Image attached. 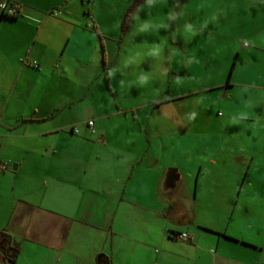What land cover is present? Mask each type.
<instances>
[{"label": "crops", "instance_id": "crops-1", "mask_svg": "<svg viewBox=\"0 0 264 264\" xmlns=\"http://www.w3.org/2000/svg\"><path fill=\"white\" fill-rule=\"evenodd\" d=\"M133 1L150 7L0 0V264H258L241 225H216L210 207L198 221L197 210L199 193H228L235 131L258 140L261 155L238 149L264 164V0H222L208 31L167 34L162 58L139 65L121 58L137 43L125 40L133 16L122 22ZM141 68L148 84L119 83Z\"/></svg>", "mask_w": 264, "mask_h": 264}, {"label": "rangeland", "instance_id": "rangeland-1", "mask_svg": "<svg viewBox=\"0 0 264 264\" xmlns=\"http://www.w3.org/2000/svg\"><path fill=\"white\" fill-rule=\"evenodd\" d=\"M208 2L214 5V8H200L198 12H193L191 14V16L194 15L199 17L200 19H204L206 14H212L213 12H215L211 15V18L203 27L204 31H208L207 29H209L210 21H212V19H216L219 16L223 15V12L221 11V2H223L222 0H208ZM235 3H237V0H235ZM140 4V2L136 4L133 1L132 4L124 7L122 22L125 20L127 14L132 17V14L136 11L137 6ZM172 9L174 10V8ZM234 9H236V14L239 13V10L242 11L241 7H234ZM149 12H151L153 15L159 14L160 12L166 13L162 7L157 9L151 6L149 8L145 6L139 9V15L142 18L148 16ZM165 18L168 19L167 17ZM171 22L169 23L168 27H164L166 35L171 34L172 31L175 30V28L183 22V19L182 17H179L177 19L176 16L173 26L171 25ZM215 24L217 25V22ZM170 28L173 29L169 32L168 29ZM223 30L224 29L222 28L221 32H223ZM158 32L162 35L163 28L160 27L158 29ZM234 32L235 34H241L243 31L241 28H237L235 26ZM148 33L151 34V32H135L128 40L130 41L135 39V42L140 43L144 39H147L150 42ZM201 33L202 34H200L199 36L206 35L207 32ZM151 36L155 41L159 40V35H157L156 33H152ZM127 42L128 41H126V43L124 44V47L125 45H127ZM197 46L201 48L202 42L197 41ZM236 132L237 131H235V133L231 136L235 140L234 146H232L235 148V156L232 155L233 166L228 168L229 171L233 172L229 173L230 182L227 188L228 193L222 194V190H219V192L215 194L209 193V195L199 193V205L197 210L199 213L198 221H200V219H202L203 217V214L200 215L201 208H205L207 210L205 212L206 214H208L210 213L208 207H210L211 209H213V213L209 214L207 219H209L216 225L221 227L229 225L230 228H240L239 225H241L243 227V231L240 233L243 234L247 239L244 241L248 244L257 246V248L246 246L245 250H249L251 253L258 254V264H264V164L258 159L256 160V162L251 164L250 152L247 150V152L243 153L240 152V149L242 148V146L248 147L251 145L256 148V151H254V153H256L257 155H261L262 152L259 150L257 139L250 138L247 135L243 136ZM223 154L224 149L219 151V153L217 154V158L221 159ZM249 165H251V169ZM194 178L195 177L193 176L192 179ZM240 257L244 260L250 259L246 255H240Z\"/></svg>", "mask_w": 264, "mask_h": 264}, {"label": "clouds", "instance_id": "clouds-1", "mask_svg": "<svg viewBox=\"0 0 264 264\" xmlns=\"http://www.w3.org/2000/svg\"><path fill=\"white\" fill-rule=\"evenodd\" d=\"M164 2L165 0H144V3L157 9H159ZM142 7H144V4L138 5L136 11L132 14L134 22L131 25L130 30L126 34L125 40L130 39L133 33L142 31L156 33L157 35H159V42H149L147 39H144L140 43L132 44L131 47H128V52L126 55L123 53L121 54V58L124 64L133 63L139 65L141 60H143L146 55H155L158 59L162 58L163 46L168 42V36L159 34L158 29L160 27L169 26L170 22L165 18L166 16L184 17L185 19L183 20V22L180 23L178 27H176L175 30L172 31L171 35L175 37L179 33L182 34L186 39H191L198 31H200V28L204 27L207 24L212 14H206L204 19H200L199 17H197L191 22H188L186 18L187 15H190L193 12H198L200 8H214V5L210 4L208 0H192V2L189 4L181 5L179 12H174V10L169 7V11L167 13L160 12L159 14L153 15L151 12H149L147 18H142L139 15V9ZM119 23L120 20L118 19L115 23H113L112 27L116 28ZM198 25L200 27H197ZM170 47L172 48L171 54L177 60L183 63L184 56L180 48L174 46ZM189 58L190 60H198V58L195 56V49H192V53ZM120 70L121 65L120 62H118L114 67L110 69V73L113 77H115L116 73L120 72ZM133 71L135 75L128 79L122 78L119 80V83L124 86H130L132 84L143 86L150 82L153 75L151 71H145L142 68L138 71L136 69H134ZM124 76L128 77V74L125 73ZM248 114V112H241V115L244 116ZM232 119L235 120L236 116L234 115ZM260 127H264V125H260Z\"/></svg>", "mask_w": 264, "mask_h": 264}, {"label": "built area", "instance_id": "built-area-1", "mask_svg": "<svg viewBox=\"0 0 264 264\" xmlns=\"http://www.w3.org/2000/svg\"><path fill=\"white\" fill-rule=\"evenodd\" d=\"M2 10H3L4 14H6L8 16H12V17H17L19 15V13H20L18 7L9 6V4L7 2H3L2 3ZM94 125H95L94 120H90L88 122V126L89 127L92 128V127H94ZM75 131H77V130L75 129ZM181 237L185 238V239H188L189 238V234L184 232V233L181 234Z\"/></svg>", "mask_w": 264, "mask_h": 264}, {"label": "water", "instance_id": "water-1", "mask_svg": "<svg viewBox=\"0 0 264 264\" xmlns=\"http://www.w3.org/2000/svg\"><path fill=\"white\" fill-rule=\"evenodd\" d=\"M175 178H177V169L176 168H170L168 173V181H173ZM12 250V248H8V251ZM13 258V256H11Z\"/></svg>", "mask_w": 264, "mask_h": 264}, {"label": "snow or ice", "instance_id": "snow-or-ice-1", "mask_svg": "<svg viewBox=\"0 0 264 264\" xmlns=\"http://www.w3.org/2000/svg\"><path fill=\"white\" fill-rule=\"evenodd\" d=\"M192 2V0H187V2L186 3H191ZM200 10V9H199ZM88 39H90V38H88ZM87 42V41H86Z\"/></svg>", "mask_w": 264, "mask_h": 264}]
</instances>
